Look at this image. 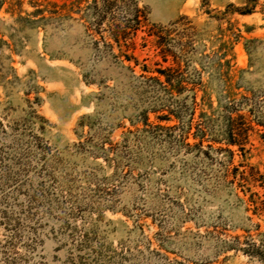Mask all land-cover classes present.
<instances>
[{
  "label": "rangeland",
  "instance_id": "rangeland-1",
  "mask_svg": "<svg viewBox=\"0 0 264 264\" xmlns=\"http://www.w3.org/2000/svg\"><path fill=\"white\" fill-rule=\"evenodd\" d=\"M0 264H264V0H0Z\"/></svg>",
  "mask_w": 264,
  "mask_h": 264
},
{
  "label": "trees",
  "instance_id": "trees-1",
  "mask_svg": "<svg viewBox=\"0 0 264 264\" xmlns=\"http://www.w3.org/2000/svg\"><path fill=\"white\" fill-rule=\"evenodd\" d=\"M136 19H137V18H136ZM116 38H117V37H114V40L117 41ZM156 72H158V74H160V75L164 74V70H163V69H159V70H157ZM234 136H235V135H234ZM230 144H232V145H236L238 148H240V145H239V143L236 141V139H232V141H231Z\"/></svg>",
  "mask_w": 264,
  "mask_h": 264
}]
</instances>
